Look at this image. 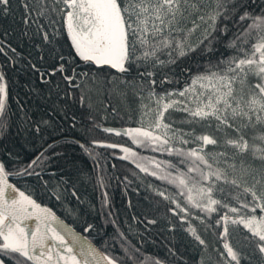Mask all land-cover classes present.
Instances as JSON below:
<instances>
[{
	"label": "snow or ice",
	"instance_id": "6c2138e0",
	"mask_svg": "<svg viewBox=\"0 0 264 264\" xmlns=\"http://www.w3.org/2000/svg\"><path fill=\"white\" fill-rule=\"evenodd\" d=\"M10 17L0 264H146L148 248L150 264H264V0H0ZM113 99L135 126L103 131L159 155L75 142L134 166L123 218L106 190L96 211L60 135L101 127Z\"/></svg>",
	"mask_w": 264,
	"mask_h": 264
},
{
	"label": "trees",
	"instance_id": "16d2710c",
	"mask_svg": "<svg viewBox=\"0 0 264 264\" xmlns=\"http://www.w3.org/2000/svg\"><path fill=\"white\" fill-rule=\"evenodd\" d=\"M9 25L12 28H17V24L13 22L11 17L7 20H0V26L8 27ZM179 86L183 87V83L181 82ZM113 105L118 108V112L113 114L109 110L106 118L104 119H100V115L98 114L97 119L99 120L101 127L94 128L87 135L81 132L79 124H77L75 128L72 127L71 121L62 126L60 135L69 141L65 150L69 157L74 159L78 166L82 169L81 175L83 183L81 184V191L88 197L89 200L96 204V211H100L101 196L103 191L106 190L109 193L112 204L116 209L119 210L121 217L123 218L126 213L130 214L132 212V209L127 208V200L131 198L133 204L137 205L141 199V197L134 191L136 184L139 183L138 181L133 180L132 185L127 188V193H125L124 186L120 183L123 176L126 174L128 175L129 180L133 179L131 172L133 171L134 166H132L129 161L120 159L121 154L119 149L113 150L110 148L97 146H92L93 154L97 157V160L94 163L93 157L90 156L86 151L82 150L79 144H77L75 141L80 140L81 143H85L87 146L88 137H95L105 139L111 143H119L128 147H132L141 155L153 156L159 154L153 153L150 150L141 149L138 146L132 144L130 138L126 135H116L115 133H106L103 131L102 127L104 126L114 128H127L135 126V124L128 119V116L125 114V112L120 109V105L115 99H113ZM73 111L76 113L78 121L81 119H86V115L81 110L79 105H77ZM176 119H179V116H177ZM114 152L116 153L115 156L113 155ZM161 158L164 159L167 157L165 155ZM101 180L107 186L106 189L100 188L98 186V181ZM67 222L71 223V221ZM74 227L76 226L74 225ZM77 231H79L78 227ZM154 254V250L148 248L145 249L144 256L141 258L144 259L147 257L148 260L146 261V264H150V259Z\"/></svg>",
	"mask_w": 264,
	"mask_h": 264
},
{
	"label": "water",
	"instance_id": "95a60500",
	"mask_svg": "<svg viewBox=\"0 0 264 264\" xmlns=\"http://www.w3.org/2000/svg\"><path fill=\"white\" fill-rule=\"evenodd\" d=\"M104 127H107V126H104ZM103 128V127H102ZM114 128V127H113ZM126 129V128H125ZM124 135V134H123Z\"/></svg>",
	"mask_w": 264,
	"mask_h": 264
}]
</instances>
